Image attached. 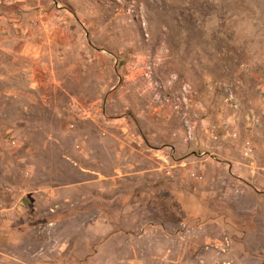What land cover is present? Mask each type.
Segmentation results:
<instances>
[{"label": "rangeland", "instance_id": "374dc122", "mask_svg": "<svg viewBox=\"0 0 264 264\" xmlns=\"http://www.w3.org/2000/svg\"><path fill=\"white\" fill-rule=\"evenodd\" d=\"M0 264H264V0H0Z\"/></svg>", "mask_w": 264, "mask_h": 264}]
</instances>
